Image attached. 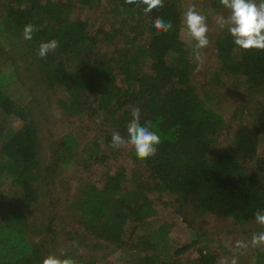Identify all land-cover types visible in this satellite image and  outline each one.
<instances>
[{
	"label": "trees",
	"instance_id": "16d2710c",
	"mask_svg": "<svg viewBox=\"0 0 264 264\" xmlns=\"http://www.w3.org/2000/svg\"><path fill=\"white\" fill-rule=\"evenodd\" d=\"M78 1L92 6L98 0H0L1 54L9 57L7 50L19 49L16 43H23L19 52H24L18 55L34 57L43 68V80L63 87L68 96L60 100L64 110L91 115L99 110H124L114 124L127 139L131 111L138 107L141 124H150L162 138L157 154L141 160L140 176L129 178L117 171L107 176L103 187L88 186L72 200L71 206L79 211L82 221L104 239L123 244L155 215L153 193L177 195L195 209L231 217L240 224L254 219L257 210L264 211V157L258 156L264 135V100L256 121L239 123L234 140L217 148L225 122L207 94L199 96L193 82L192 61L181 37V0H164V8L148 15L143 13V6L117 0L118 12L138 26L145 24L140 34L149 39L139 44L135 36L131 37L129 47L109 57L95 52L99 41L90 34L88 23L82 18L71 19ZM212 5L224 7L219 0H212ZM158 16L172 21L169 32L157 34L152 21ZM27 24L38 29L31 40L23 39ZM52 39L57 40L58 47L41 59L37 55L39 45ZM215 46L220 62L214 72L216 81L226 83L231 76H241L252 91L264 93V51L238 48L227 31L217 37ZM72 61L77 69L69 71L67 65ZM118 73L123 76V85L117 84ZM17 82L23 83L15 71L0 68V115H14L24 121L0 148V175L10 177L20 188L14 208L6 213L5 221H0V264H38L43 261L42 249L28 238L23 208L38 201L40 191L35 182H42L51 173V166L54 170L57 164L71 162L77 141L72 133L65 134L55 143L57 148H52L50 164L40 167L37 122L32 109L12 96L10 89ZM132 154L138 159L133 148ZM66 155H70L67 160ZM132 246L142 253L140 264H177L172 257L181 251L172 255L168 222L137 234ZM199 254L192 264H217L219 260V253L208 247ZM60 258L75 262L67 255ZM256 264H264V253L259 252Z\"/></svg>",
	"mask_w": 264,
	"mask_h": 264
},
{
	"label": "rangeland",
	"instance_id": "374dc122",
	"mask_svg": "<svg viewBox=\"0 0 264 264\" xmlns=\"http://www.w3.org/2000/svg\"><path fill=\"white\" fill-rule=\"evenodd\" d=\"M117 0H98L92 6L76 2L71 14L72 20L83 19L88 23L90 34L96 35V53L117 56L121 49L130 46L131 37H136L139 44L148 41V35L140 32L145 24L137 25L126 19L116 8ZM258 3V0H256ZM195 5L196 10L207 17L209 46L202 51L203 66L196 70L197 62L192 60V79L200 97L207 94L211 106L224 118L217 148L230 144L235 138L239 123L253 124L256 121L264 93H255L241 76H231L226 83L216 81L214 72L220 62L216 50L217 37L227 30H220L219 17L229 14L225 7L216 8L212 0H181L182 14L188 7ZM2 10H0V20ZM182 25V24H181ZM137 33V35H136ZM181 37L189 54L186 29L181 27ZM19 49L7 50L15 60L0 52V68L16 72L23 83L12 86V96L22 106L32 109L34 121L40 135V167L50 164L55 143L67 133H72L77 141L71 162L61 163L50 168V174L35 182L40 191L38 201L23 208V214L29 225L28 238L42 249L43 260L55 254L67 255L75 260L72 264L94 261L96 264H140L142 253L134 250L133 242L137 234L168 222L172 255L177 264H192L200 256V251L208 247L219 253L217 264H231L235 257L237 264H256L257 255L264 253V245L247 249L237 248L236 242H250L254 233L264 232V227L257 224L255 218L245 224L237 223L231 217L218 216L195 209L183 198L171 193H153L155 215L138 227L132 240L123 244L104 239L97 229H91L82 221L79 211L71 206L72 200L88 186L103 187L107 176L123 171L129 178L140 176L144 163L132 154V147L115 149L111 145L112 133L117 131L114 120L124 110L114 113L99 110L72 113L60 105L61 99L68 96L59 84L49 85L43 80V68L34 57L20 56ZM34 49V48H33ZM11 59V60H10ZM76 62H68L69 71L76 70ZM123 76L118 73V85H123ZM89 98L94 101L93 95ZM240 110V111H239ZM100 120V123H97ZM24 121L14 115H0V148L7 137L22 128ZM55 145V146H53ZM70 156L66 155L65 159ZM258 156L264 157V135L258 146ZM67 160V159H66ZM253 168V166H252ZM20 188L6 175H0V221H5L6 213L15 206ZM76 242V246H73ZM42 262L38 264H42ZM31 264V263H29Z\"/></svg>",
	"mask_w": 264,
	"mask_h": 264
},
{
	"label": "clouds",
	"instance_id": "9594fccd",
	"mask_svg": "<svg viewBox=\"0 0 264 264\" xmlns=\"http://www.w3.org/2000/svg\"><path fill=\"white\" fill-rule=\"evenodd\" d=\"M124 2L129 5L143 6L145 15L165 7L164 0H124ZM219 3L228 9L229 14L226 17H219L218 28L226 29L238 48L245 51L253 49L264 51V0H260L259 3L256 0H219ZM152 23L157 34L167 33L173 28L171 20L165 21L159 16ZM181 23L189 37L187 43L191 48L190 59L197 62L196 70L199 71L203 66L202 51L210 44L207 17L197 11L195 5H192L182 14ZM35 31H38L36 26L25 25L23 39L31 40ZM57 47L58 42L55 39L42 42L37 55L44 59ZM131 117L127 124V139L114 131L111 138L112 147L120 149L131 146L137 158L142 161L154 157L158 152V145L162 143L160 134L152 130L150 124H141V111L138 107L132 109ZM97 123H100V120H97ZM255 220L258 225L264 227V211L257 210ZM249 244L252 247L264 245V232L254 233L250 242L237 241L236 247L247 249ZM73 246H76V242H73ZM43 264H71V262L52 254L45 257ZM231 264H237L235 257L231 260Z\"/></svg>",
	"mask_w": 264,
	"mask_h": 264
}]
</instances>
